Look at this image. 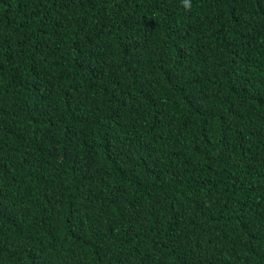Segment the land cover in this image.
Masks as SVG:
<instances>
[{
  "label": "trees",
  "instance_id": "obj_1",
  "mask_svg": "<svg viewBox=\"0 0 264 264\" xmlns=\"http://www.w3.org/2000/svg\"><path fill=\"white\" fill-rule=\"evenodd\" d=\"M0 264H264V0H0Z\"/></svg>",
  "mask_w": 264,
  "mask_h": 264
},
{
  "label": "clouds",
  "instance_id": "obj_2",
  "mask_svg": "<svg viewBox=\"0 0 264 264\" xmlns=\"http://www.w3.org/2000/svg\"><path fill=\"white\" fill-rule=\"evenodd\" d=\"M182 6L185 11H191L192 9V0H181Z\"/></svg>",
  "mask_w": 264,
  "mask_h": 264
}]
</instances>
